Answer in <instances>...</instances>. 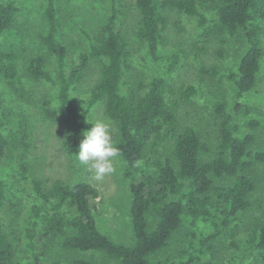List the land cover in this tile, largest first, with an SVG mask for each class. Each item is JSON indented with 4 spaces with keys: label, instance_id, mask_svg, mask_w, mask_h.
<instances>
[{
    "label": "trees",
    "instance_id": "1",
    "mask_svg": "<svg viewBox=\"0 0 264 264\" xmlns=\"http://www.w3.org/2000/svg\"><path fill=\"white\" fill-rule=\"evenodd\" d=\"M109 1L106 20L98 27L95 41L89 50L78 52V62L74 61L66 71L68 48L58 36L63 19L55 0H48L47 31L42 35L45 50L29 55L24 71L31 79L54 82L47 67L50 56L55 58L57 107L44 98L42 110L48 119L67 121V151H77L87 112L103 102L105 114L117 125L115 145L130 182L133 241H116L100 229L93 205L99 191L90 182L58 178L47 186L35 177L32 187L51 210L42 214L37 206L35 214L40 221L33 225L38 229L27 228L32 264H214L218 257L214 240L226 232L231 246L239 247L236 237L241 229L232 224L252 210L262 212L246 218L250 219L243 225L246 237L241 260L253 258L257 264H264V197L256 194V167L264 165V146L257 144L255 133L264 123V110L249 100L257 88L264 59V0ZM167 9L194 18L201 29L189 48L198 63V82L212 99L210 116L217 132L214 141L200 121L184 120L185 115L206 119L203 107L194 100L198 87L183 81L171 87L172 98L168 99V77L156 74L149 78L134 65L138 46H145L156 58L159 45L166 42L162 33L170 25ZM18 11L14 0L0 3V79L25 98L19 52L15 45L1 42L15 25ZM207 12H213L215 19L210 20ZM133 18L134 24L130 25ZM173 24L179 31L185 30L181 22ZM235 41H242L244 48L231 69L224 71L217 63L205 60L208 54L216 60L227 58ZM93 64L97 77L89 90L86 111L81 112L72 92L83 86ZM176 64V60L170 63L168 74ZM225 81L233 87L231 105ZM13 115L10 111L0 112V169L4 157L11 158L23 150L18 159L27 174L26 120ZM8 128L14 131L10 138L5 134ZM143 162L151 171L142 167ZM6 199L7 184L0 174V264H21L16 233L8 232L2 220ZM186 217L211 221L215 228L189 253L171 248L182 243L180 235ZM56 245L66 255L62 261L60 253L51 257L50 250ZM96 253L105 256L106 261L99 262Z\"/></svg>",
    "mask_w": 264,
    "mask_h": 264
},
{
    "label": "rangeland",
    "instance_id": "2",
    "mask_svg": "<svg viewBox=\"0 0 264 264\" xmlns=\"http://www.w3.org/2000/svg\"><path fill=\"white\" fill-rule=\"evenodd\" d=\"M2 1L4 0H0V3ZM14 1L19 7L15 25L1 38V42L7 45H15L19 52L18 66L26 97L18 96L0 79V112L10 111L13 112V116L23 117L26 120L29 148L25 153V162L28 165L29 172L25 174L20 167L21 163L18 158L19 153L23 150H19L14 153L13 157L2 159L0 174L7 184V199L2 220L8 232L15 231L16 233L15 245L18 250V259L21 264H32L31 238L28 235L27 228L38 229L37 225H33L36 220L40 221V218L35 214L37 206L40 207L42 214L51 210L50 206L38 197L32 187L31 181L35 177L42 179L47 186L58 178L66 182L85 180L93 184L99 191V197L93 200V205L100 229L114 240L129 244L133 241V234L130 219L131 191L130 182L125 176L126 164L119 156L116 157L113 160L115 172L106 175L103 181H97L94 178V171H90L88 165L80 164L75 159L74 154L77 151L70 152L65 149L64 140L68 128L67 121L64 119H48L44 116L42 110L44 98L50 101L52 107H57L58 67L55 58L50 56L47 67L55 79L54 82L45 79H31L27 77L24 71L26 58L31 54L45 50L42 35L47 31L45 5L48 0ZM55 2L59 15L63 19V27L58 36L68 48L66 65V71H68L74 61L78 62V52L89 50L91 44L95 41L94 36L98 27L106 20L110 1L55 0ZM165 12L170 19V25L162 33L166 42L159 45L156 58L149 55L145 46H138L134 65L137 69L145 71L149 78L156 74L167 76L168 82L165 95L168 99L172 98L171 87H177L183 81L193 83L198 87L199 92L194 96V100L199 106L203 107L202 111L206 119L202 120L199 116L185 115L184 120L200 121L201 127L208 133L206 135L211 136L214 141L217 132L210 116L212 99L207 89L202 88L198 82V63L189 48L191 40L200 33L201 29L194 18L184 14L179 15L172 9H167ZM206 14L210 20L215 19L213 12H207ZM134 19L131 20L130 25L134 24ZM175 21L181 22L185 30L179 31L173 24ZM215 46L216 42L212 44V48ZM243 48L244 43L242 41L239 43L235 41L227 58L216 60L210 54L204 56V58L209 64L217 63L226 71L237 63L239 53ZM176 56H178L177 59ZM173 60L177 62L176 67L171 74H168L169 65ZM96 77L97 68L96 64H93L86 75L83 86L72 92V98L81 112L86 111L89 102V90L94 85ZM225 84L231 105L233 87L229 81H225ZM249 100L258 109L264 110V59L257 88ZM86 119L85 131L91 129L92 123L90 121H103L109 126L112 138L114 142L116 141L117 125L105 114L103 102L91 107L87 112ZM11 132L14 131L8 128L5 134L10 138ZM255 133L257 144L264 146V123ZM11 141L13 140L11 139ZM13 144L14 142H12ZM142 167L147 171H151V167L146 166L144 162ZM256 178L259 183L256 194L264 197V165L256 167ZM261 212L249 211L245 214L247 216H240L232 224H238L241 229L236 237L240 240L239 247L231 246L232 240H229V235L226 232L214 240V244L218 247V257L214 259V264H257L253 258H246L243 262L241 260L244 254L243 241L246 237L243 225L247 224L252 214H260ZM247 217L250 218L246 221ZM214 230L211 221L204 219L193 221L191 217H186L184 229L180 235L182 243L180 241L171 248L174 251L185 250L189 253L193 247L200 246L201 241ZM51 250V257H55L59 253V260L62 261L66 257L57 245ZM96 256L99 262L106 261L105 256L102 254L96 253ZM207 258L209 259L208 255ZM108 262V264H115L113 261Z\"/></svg>",
    "mask_w": 264,
    "mask_h": 264
},
{
    "label": "clouds",
    "instance_id": "3",
    "mask_svg": "<svg viewBox=\"0 0 264 264\" xmlns=\"http://www.w3.org/2000/svg\"><path fill=\"white\" fill-rule=\"evenodd\" d=\"M90 130L82 133L75 159L94 171V178L103 181L106 175L115 172L113 160L120 155L112 138L109 126L103 121L92 122Z\"/></svg>",
    "mask_w": 264,
    "mask_h": 264
}]
</instances>
